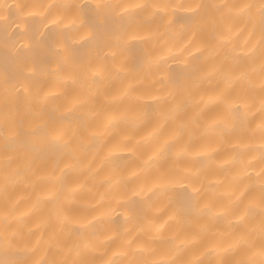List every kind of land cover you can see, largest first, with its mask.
<instances>
[{"label": "bare ground", "instance_id": "obj_1", "mask_svg": "<svg viewBox=\"0 0 264 264\" xmlns=\"http://www.w3.org/2000/svg\"><path fill=\"white\" fill-rule=\"evenodd\" d=\"M0 264H264V0H0Z\"/></svg>", "mask_w": 264, "mask_h": 264}]
</instances>
